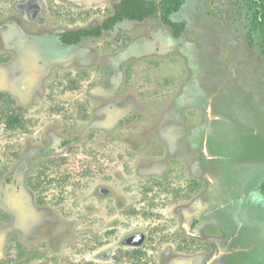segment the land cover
Masks as SVG:
<instances>
[{"label": "rangeland", "instance_id": "1", "mask_svg": "<svg viewBox=\"0 0 264 264\" xmlns=\"http://www.w3.org/2000/svg\"><path fill=\"white\" fill-rule=\"evenodd\" d=\"M117 1L0 0V264H264L246 0L60 43Z\"/></svg>", "mask_w": 264, "mask_h": 264}, {"label": "trees", "instance_id": "2", "mask_svg": "<svg viewBox=\"0 0 264 264\" xmlns=\"http://www.w3.org/2000/svg\"><path fill=\"white\" fill-rule=\"evenodd\" d=\"M186 0H119L113 4V12L100 24L89 28L62 31L58 34L60 43L64 46H76L84 38L100 37L105 31L111 30L117 23L125 20L142 22L147 18L159 19L170 28L171 35L178 39L185 29L184 22L171 19V15L182 7ZM247 6L246 39L250 46L257 45L264 57V0H246ZM11 114V113H10ZM7 128H11L17 120L15 115H7ZM264 195V179L258 185ZM134 253L138 251H133Z\"/></svg>", "mask_w": 264, "mask_h": 264}, {"label": "clouds", "instance_id": "3", "mask_svg": "<svg viewBox=\"0 0 264 264\" xmlns=\"http://www.w3.org/2000/svg\"><path fill=\"white\" fill-rule=\"evenodd\" d=\"M250 198L253 202H258V201L264 199V197H260L256 192L250 193Z\"/></svg>", "mask_w": 264, "mask_h": 264}, {"label": "flooded vegetation", "instance_id": "4", "mask_svg": "<svg viewBox=\"0 0 264 264\" xmlns=\"http://www.w3.org/2000/svg\"><path fill=\"white\" fill-rule=\"evenodd\" d=\"M18 125H19V123H18ZM6 127H7V126H6ZM11 128H12V126H11ZM11 128H10V129H11Z\"/></svg>", "mask_w": 264, "mask_h": 264}]
</instances>
